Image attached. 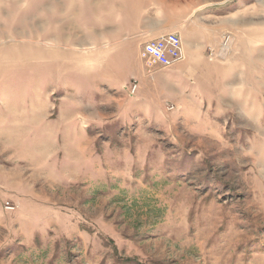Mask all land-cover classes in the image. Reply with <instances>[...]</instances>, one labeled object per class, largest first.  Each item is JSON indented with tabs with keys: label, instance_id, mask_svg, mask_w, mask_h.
<instances>
[{
	"label": "rangeland",
	"instance_id": "rangeland-1",
	"mask_svg": "<svg viewBox=\"0 0 264 264\" xmlns=\"http://www.w3.org/2000/svg\"><path fill=\"white\" fill-rule=\"evenodd\" d=\"M0 264H264V0H0Z\"/></svg>",
	"mask_w": 264,
	"mask_h": 264
},
{
	"label": "built area",
	"instance_id": "built-area-1",
	"mask_svg": "<svg viewBox=\"0 0 264 264\" xmlns=\"http://www.w3.org/2000/svg\"><path fill=\"white\" fill-rule=\"evenodd\" d=\"M232 37L230 34H222L220 36V50H229ZM209 55H214L213 51ZM139 58L144 64L152 68H170L184 59L183 40L176 32H168L160 35L157 38L146 41L139 52ZM128 89V93L133 95L136 92L137 84L132 82ZM172 109V106H170Z\"/></svg>",
	"mask_w": 264,
	"mask_h": 264
},
{
	"label": "crops",
	"instance_id": "crops-1",
	"mask_svg": "<svg viewBox=\"0 0 264 264\" xmlns=\"http://www.w3.org/2000/svg\"><path fill=\"white\" fill-rule=\"evenodd\" d=\"M140 28H141L140 36L144 39H149V38L152 39L159 37L160 35H162V33H165L168 30L165 27L162 29L156 28L155 26L151 25L148 22L143 23V25H141ZM184 57H185V53H184Z\"/></svg>",
	"mask_w": 264,
	"mask_h": 264
},
{
	"label": "bare ground",
	"instance_id": "bare-ground-1",
	"mask_svg": "<svg viewBox=\"0 0 264 264\" xmlns=\"http://www.w3.org/2000/svg\"><path fill=\"white\" fill-rule=\"evenodd\" d=\"M41 26V25H40ZM40 29H41V27H40Z\"/></svg>",
	"mask_w": 264,
	"mask_h": 264
}]
</instances>
